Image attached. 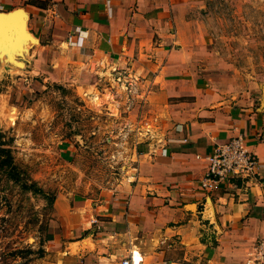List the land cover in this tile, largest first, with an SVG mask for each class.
Segmentation results:
<instances>
[{
	"label": "crops",
	"instance_id": "1",
	"mask_svg": "<svg viewBox=\"0 0 264 264\" xmlns=\"http://www.w3.org/2000/svg\"><path fill=\"white\" fill-rule=\"evenodd\" d=\"M206 1L0 0V11H25L38 40L27 48L74 40L151 110H170L165 140L137 151L115 189L58 196L42 264H244L264 236L263 84L238 80L233 64L205 47ZM238 134L257 157L256 173L201 190L206 156Z\"/></svg>",
	"mask_w": 264,
	"mask_h": 264
},
{
	"label": "rangeland",
	"instance_id": "2",
	"mask_svg": "<svg viewBox=\"0 0 264 264\" xmlns=\"http://www.w3.org/2000/svg\"><path fill=\"white\" fill-rule=\"evenodd\" d=\"M199 12L205 47L238 80L264 84V0H207ZM43 43L17 55L23 65L0 54V264H42L58 196L112 191L170 124L168 106L151 110L100 56Z\"/></svg>",
	"mask_w": 264,
	"mask_h": 264
},
{
	"label": "built area",
	"instance_id": "3",
	"mask_svg": "<svg viewBox=\"0 0 264 264\" xmlns=\"http://www.w3.org/2000/svg\"><path fill=\"white\" fill-rule=\"evenodd\" d=\"M206 160V172L198 180L199 188L205 191L218 188L223 180L253 176L258 167L256 155L247 149L241 134L216 144ZM120 264H132V261L127 257ZM244 264H264V236L256 240L253 251Z\"/></svg>",
	"mask_w": 264,
	"mask_h": 264
},
{
	"label": "water",
	"instance_id": "4",
	"mask_svg": "<svg viewBox=\"0 0 264 264\" xmlns=\"http://www.w3.org/2000/svg\"><path fill=\"white\" fill-rule=\"evenodd\" d=\"M34 41L38 42L26 28V14L21 7L9 12L0 11V54H5L6 59L14 64L23 65L21 60L14 59V57L23 56L28 51L27 44ZM262 89L261 108L264 109V84Z\"/></svg>",
	"mask_w": 264,
	"mask_h": 264
},
{
	"label": "bare ground",
	"instance_id": "5",
	"mask_svg": "<svg viewBox=\"0 0 264 264\" xmlns=\"http://www.w3.org/2000/svg\"><path fill=\"white\" fill-rule=\"evenodd\" d=\"M25 36L28 37L27 35H25ZM138 255H139V254H138ZM133 259H135V260L138 259L136 254L133 255Z\"/></svg>",
	"mask_w": 264,
	"mask_h": 264
}]
</instances>
